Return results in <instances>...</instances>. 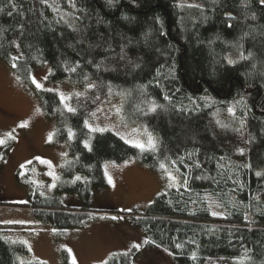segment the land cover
<instances>
[{
  "label": "trees",
  "instance_id": "obj_1",
  "mask_svg": "<svg viewBox=\"0 0 264 264\" xmlns=\"http://www.w3.org/2000/svg\"><path fill=\"white\" fill-rule=\"evenodd\" d=\"M0 59L35 91L57 143L68 140L64 176L87 177L63 189L90 202L107 185L106 160L170 169L178 184L131 216L145 246L165 248L174 264H264L262 0H0ZM46 64L51 81L90 84L88 96L37 88L31 74ZM116 93L128 120L158 135L156 146L88 125L96 102ZM233 101L236 118L225 122ZM12 144L0 145V164ZM32 184L29 202L8 205L60 230L91 215ZM1 231L0 264H45L19 262L27 248ZM106 264L135 263L122 254Z\"/></svg>",
  "mask_w": 264,
  "mask_h": 264
},
{
  "label": "rangeland",
  "instance_id": "obj_2",
  "mask_svg": "<svg viewBox=\"0 0 264 264\" xmlns=\"http://www.w3.org/2000/svg\"><path fill=\"white\" fill-rule=\"evenodd\" d=\"M50 74V64L34 70L31 76L35 86L67 97L88 96L90 84L78 87L64 80L51 81ZM94 96L91 98H98ZM122 100L120 93L98 100L88 125L116 132L141 149L156 146L158 135L147 126L129 121L123 114ZM235 104L233 101L223 115L220 113L221 120L231 122L236 118ZM241 125L242 120L238 127ZM54 133L55 122L45 114L35 91L0 59V145L13 141L7 158L0 164V229L8 240L27 248L28 253L19 254L18 261L65 264L66 252L69 264H106L122 254H130L135 264H174L165 248L145 246V235L132 224L131 216L144 213L158 194L177 185L180 180L176 173L170 169L155 171L135 158L106 160L107 185L94 187L90 202H86L77 193L63 189L87 177L64 176L63 167L72 157L68 140L57 143ZM18 175L24 183L19 182ZM32 183L34 190L58 198L67 208L88 207L91 215L80 227L60 230L36 218L30 208L8 205L29 202Z\"/></svg>",
  "mask_w": 264,
  "mask_h": 264
},
{
  "label": "snow or ice",
  "instance_id": "obj_3",
  "mask_svg": "<svg viewBox=\"0 0 264 264\" xmlns=\"http://www.w3.org/2000/svg\"><path fill=\"white\" fill-rule=\"evenodd\" d=\"M262 2H264V0H262ZM39 86V85H38ZM0 143H3V141H0ZM138 247V246H137Z\"/></svg>",
  "mask_w": 264,
  "mask_h": 264
}]
</instances>
